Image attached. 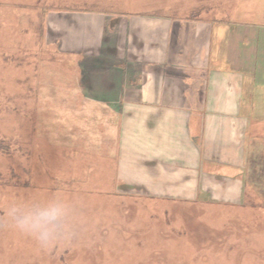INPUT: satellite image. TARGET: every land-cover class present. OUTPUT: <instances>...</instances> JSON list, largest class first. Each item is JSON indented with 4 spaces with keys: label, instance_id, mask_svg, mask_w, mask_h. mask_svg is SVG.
I'll return each mask as SVG.
<instances>
[{
    "label": "rangeland",
    "instance_id": "374dc122",
    "mask_svg": "<svg viewBox=\"0 0 264 264\" xmlns=\"http://www.w3.org/2000/svg\"><path fill=\"white\" fill-rule=\"evenodd\" d=\"M236 3L0 0V264H264L262 156L242 206L207 203L154 190L117 139L118 107L152 67L144 50L169 43L190 67ZM54 195L77 205L71 241L45 250L4 223L9 201Z\"/></svg>",
    "mask_w": 264,
    "mask_h": 264
},
{
    "label": "crops",
    "instance_id": "0c3cea01",
    "mask_svg": "<svg viewBox=\"0 0 264 264\" xmlns=\"http://www.w3.org/2000/svg\"><path fill=\"white\" fill-rule=\"evenodd\" d=\"M206 43L203 59L189 52L188 68L169 43L163 56L144 50L152 67L118 107V144L154 190L173 183L192 201L242 206L251 154L264 158V0H237Z\"/></svg>",
    "mask_w": 264,
    "mask_h": 264
},
{
    "label": "clouds",
    "instance_id": "9594fccd",
    "mask_svg": "<svg viewBox=\"0 0 264 264\" xmlns=\"http://www.w3.org/2000/svg\"><path fill=\"white\" fill-rule=\"evenodd\" d=\"M3 221L45 250L71 241L77 235L79 226L77 205L63 195L47 199L11 200Z\"/></svg>",
    "mask_w": 264,
    "mask_h": 264
}]
</instances>
